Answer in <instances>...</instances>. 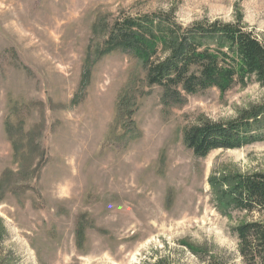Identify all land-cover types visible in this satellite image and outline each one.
Returning <instances> with one entry per match:
<instances>
[{"label":"rangeland","instance_id":"rangeland-1","mask_svg":"<svg viewBox=\"0 0 264 264\" xmlns=\"http://www.w3.org/2000/svg\"><path fill=\"white\" fill-rule=\"evenodd\" d=\"M240 24L264 45V0H0V264H242L211 180L264 174V142L194 156L184 131L264 103L254 78L163 103L120 19ZM221 186H217L216 191Z\"/></svg>","mask_w":264,"mask_h":264},{"label":"trees","instance_id":"trees-1","mask_svg":"<svg viewBox=\"0 0 264 264\" xmlns=\"http://www.w3.org/2000/svg\"><path fill=\"white\" fill-rule=\"evenodd\" d=\"M106 45V52L137 54L147 84L162 89L163 103H181L207 89L225 90L250 78L264 85V45L240 24L183 26L163 13L128 17L113 24ZM183 142L198 158L264 142V103L226 123L192 126L184 131ZM210 182L218 208L264 211V174ZM217 186L221 188L216 191ZM234 232L242 264H264V223H244Z\"/></svg>","mask_w":264,"mask_h":264}]
</instances>
